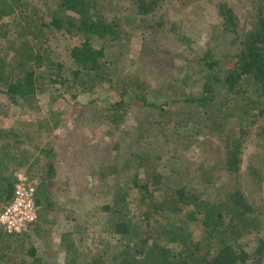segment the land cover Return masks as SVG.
<instances>
[{
  "label": "trees",
  "instance_id": "obj_1",
  "mask_svg": "<svg viewBox=\"0 0 264 264\" xmlns=\"http://www.w3.org/2000/svg\"><path fill=\"white\" fill-rule=\"evenodd\" d=\"M161 1L133 0V8L145 16L159 9ZM169 2L171 10L180 13L189 1ZM247 4L249 13L239 14L225 0H215L218 22L207 41L212 46L186 56L173 55L158 42L167 41L174 29L181 34L179 24L154 20L134 29L135 17L108 18L96 0H0V93L5 104L21 107L26 114L36 107L34 101L46 84L58 85L51 106L65 94L76 99L102 90L109 93L110 102H91L102 104L107 120L118 124L138 108L141 131L164 138L171 154L211 134L224 140L223 156L199 157L191 167L189 174L199 188L186 180V174H170L160 167L162 145L121 149V143H116L113 158L109 153L90 152L89 178L110 179L111 200L100 206L99 230L116 238V243L97 249L105 238L98 235L94 242L97 231L86 222L75 223L60 235L64 258L56 264H264V238L258 236L264 230V122L257 123L253 132L244 125L249 117L264 118V0ZM52 30L78 39L67 50L68 66L51 58L48 34ZM137 31L142 32L144 46L138 52L140 63L122 68L123 42ZM221 44L229 52L217 55L214 49ZM175 56L184 60L190 73L172 74ZM5 104L0 100V119L8 115ZM45 113L38 119V130L58 128L61 113L51 107ZM49 119L51 127H47ZM188 124L197 130L183 135L179 129ZM16 129L0 126V209L12 198L15 173L22 171L37 184V218L21 234L7 233L0 225V264H51L35 256L29 237L40 235L41 222L47 223L55 208L51 190L59 154L53 148L34 147V155L22 147ZM248 138L260 150V158L259 165L247 166L253 189L246 191L238 171L242 144ZM84 150L81 144L75 147L74 157L81 158ZM80 165L75 161L73 169ZM191 224L201 228L199 239L194 238ZM89 233L94 248L83 246ZM251 239L256 246L248 252L244 246Z\"/></svg>",
  "mask_w": 264,
  "mask_h": 264
},
{
  "label": "rangeland",
  "instance_id": "obj_2",
  "mask_svg": "<svg viewBox=\"0 0 264 264\" xmlns=\"http://www.w3.org/2000/svg\"><path fill=\"white\" fill-rule=\"evenodd\" d=\"M187 1L189 2L186 6H181V12L176 13L175 10H171L172 4L169 0H163L159 4V9L157 8L145 16L135 12L133 0H96V3L103 10V15L108 18L112 15L120 16L119 18L124 15L135 17V21L133 22L134 29L142 27L147 22L149 24L153 23L154 20H163L166 24L171 25L172 23H175V25L179 24L181 34H177L175 31L177 29H174L167 41L158 42L162 43L173 55L175 53H182L189 56L191 54H201L207 50L209 44L212 46V41L208 43L207 41L210 29L218 22V18L214 6L215 0ZM225 1L235 7L237 13H249V4H247L249 0ZM159 15H162L161 18H159ZM43 16L46 18L45 15ZM141 33L137 31L135 34H131L127 41L123 42V46L126 49L121 62L122 68L129 69L128 66L131 62L133 66L140 63L138 52L144 47L141 46L143 39ZM152 37L153 34L147 36L146 39L149 40ZM75 41H78V39L52 30L48 34V45L53 56L51 58L61 61L68 66L67 50L74 45ZM214 51L217 55H220L219 53L222 51L228 53L229 49L227 50L226 47H222L221 44ZM172 59L176 65L172 73L173 75L181 76L183 73H190L182 58L175 56ZM42 73L45 74L46 70H42ZM192 77L197 78L198 76L193 75ZM57 86L46 84V90L42 94H39L37 100L34 101L36 107L33 108L32 106V110L26 112V114L21 107L10 106L8 102L5 104L6 98L0 93V100L5 104L6 108L4 110L8 114L6 117L0 119V126L6 129L17 128L16 131L19 132L17 133L23 141L22 147L34 155L37 153L34 147L53 148L59 154L56 160V177L52 180L53 188L51 190V194L53 195L52 202L55 208L51 211V215H49V221L47 223L41 222L40 235L31 234L29 237L30 243L35 248V256L40 257L41 262L56 264L63 261L64 250L60 245V235L63 231H71L75 223H82L84 225L86 222L85 225H88L91 231H97L94 233L95 239L92 238V234L90 233L83 239L82 243L85 247L94 248V243H89V241L92 238L96 242L98 235H100L99 238L105 239L101 245L98 243L97 249L109 247L112 243H116V238H109L108 234H101L99 230V225L103 222L100 206L111 200L109 196L110 179L98 180L94 178L91 180L89 178L90 176L87 174L93 171V168L86 169L91 158L90 152L98 154L97 156L109 153L110 158H113L117 153L115 151L116 143H121V149L125 147L135 148L136 145L146 144L152 145L153 148H157V145H162V150H159L161 151V158L158 161L160 167L166 172L171 171L170 174H186V180L197 188H199V184H196L189 174L195 161L199 157L219 158L223 156L225 150L224 140H222V136L217 134L200 137L199 141L189 149H178L175 154H171V151H167L168 144L166 145L164 138L156 139L150 133L145 134L141 131V126L138 125L140 110L136 107L131 109L123 121L113 124L112 121L107 120L108 111H104L102 104L100 102H91L93 99H99L106 103L110 102L109 93L102 90L93 94H79L76 99L70 98L69 94H65L57 98L51 106L50 100L52 101L53 97L58 93L55 91V87ZM50 107L52 110L61 113L63 116L62 123L53 131H40L37 127L38 119H41L45 111ZM47 115L48 118L51 116ZM260 122H264V118L256 120L249 117L244 125L248 126L251 132H253L255 125ZM52 125L53 120L49 119L47 127H51ZM195 129L197 130V128ZM195 129L188 124V126L179 130H181L183 135L188 136ZM183 135L177 136L176 141H180L178 139H181ZM251 139L248 138V141L242 144L241 163L238 171L241 188L246 191L253 189L249 180L250 178L247 175V166L259 165L260 158L258 154L260 150L255 147ZM132 141L135 143L131 144ZM80 144L85 148L83 156L81 155V158L78 155L74 157L76 153L73 150ZM75 161L76 165L78 161H81L78 170L73 169ZM40 163L45 168L46 158L42 157ZM181 181L184 183L183 178ZM262 192L264 193V183L262 184ZM189 228L193 229L194 238L199 239L201 228L194 224L189 225ZM82 235L84 236V232ZM258 236L264 238V230ZM255 246L256 240L251 239L247 241L244 249L251 252Z\"/></svg>",
  "mask_w": 264,
  "mask_h": 264
},
{
  "label": "built area",
  "instance_id": "obj_3",
  "mask_svg": "<svg viewBox=\"0 0 264 264\" xmlns=\"http://www.w3.org/2000/svg\"><path fill=\"white\" fill-rule=\"evenodd\" d=\"M16 182L12 198L0 209V225L7 233L27 232L36 220L35 188L36 181L29 180L22 171L16 172Z\"/></svg>",
  "mask_w": 264,
  "mask_h": 264
}]
</instances>
